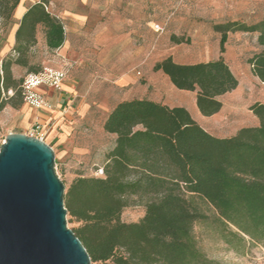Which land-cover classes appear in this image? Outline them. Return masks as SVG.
<instances>
[{
    "label": "trees",
    "instance_id": "16d2710c",
    "mask_svg": "<svg viewBox=\"0 0 264 264\" xmlns=\"http://www.w3.org/2000/svg\"><path fill=\"white\" fill-rule=\"evenodd\" d=\"M19 2L0 0V18L18 25L11 50L1 61L0 78V89L15 92L0 100V107H16L13 99L21 98L11 65L28 72L42 67L30 61L37 31L49 48L65 39L64 24L47 10L48 0L25 5L15 21ZM214 30L220 34L215 58L179 63L167 56L152 66L177 89L195 91L203 116L218 112L219 96L238 84L224 59L229 33L256 36L258 50L247 63L264 82V18L252 23L228 20ZM249 110L257 124L218 136L180 105L138 97L112 104L100 123L113 138L103 153L102 174L78 175L64 184V207L78 223L72 230L91 264H221L199 248L193 232L197 222L209 219L201 203L213 210L220 238L234 250L245 238L264 242V103L255 102ZM129 196H138L144 207L134 222L121 220Z\"/></svg>",
    "mask_w": 264,
    "mask_h": 264
},
{
    "label": "rangeland",
    "instance_id": "374dc122",
    "mask_svg": "<svg viewBox=\"0 0 264 264\" xmlns=\"http://www.w3.org/2000/svg\"><path fill=\"white\" fill-rule=\"evenodd\" d=\"M71 3L75 4L76 0ZM89 13L84 26L76 27L73 44L77 53L71 54V59L78 63L72 64L66 79L74 89L68 107L74 110L71 115L75 120L70 140L78 150L62 158L54 151L55 171L65 185L78 175L100 176L97 169L102 166L103 153L113 142L112 136L100 129L101 113L122 97L111 80L123 74L136 78L146 94L157 101L185 107L214 135L230 136L241 126L257 124L249 106L264 103V82L253 75L247 63L248 57L258 50L253 34H228L224 59L238 84L219 96L222 106L214 116L200 114L195 91L177 89L152 66L167 56L179 63L215 58L220 34L214 25L228 20L246 23L260 20L264 18V0H95ZM153 23L164 25L163 31H154ZM11 26L0 18V78L1 61L11 50L7 46ZM47 58L51 59V65L59 62L58 57H51L39 46L30 50L32 63L42 66L41 62ZM11 72L19 90L22 78L29 72L14 64ZM12 95L0 89V100ZM80 99L87 104L83 116L76 111ZM13 102L19 105L5 103L0 107V144L8 133L29 135L34 122L29 118L30 107L20 97H15ZM142 203L138 196H129L121 220H139L144 213ZM201 207L209 219L197 222L193 232L199 248L209 258L221 264H264V242L253 243L245 238L239 250H234L220 238L213 210L202 203ZM66 222L71 229L78 226L67 214Z\"/></svg>",
    "mask_w": 264,
    "mask_h": 264
},
{
    "label": "water",
    "instance_id": "95a60500",
    "mask_svg": "<svg viewBox=\"0 0 264 264\" xmlns=\"http://www.w3.org/2000/svg\"><path fill=\"white\" fill-rule=\"evenodd\" d=\"M53 148L24 133L0 144V264H91L67 226Z\"/></svg>",
    "mask_w": 264,
    "mask_h": 264
},
{
    "label": "crops",
    "instance_id": "0c3cea01",
    "mask_svg": "<svg viewBox=\"0 0 264 264\" xmlns=\"http://www.w3.org/2000/svg\"><path fill=\"white\" fill-rule=\"evenodd\" d=\"M38 1L39 0H20L19 4L15 8L13 15L15 21L20 19L21 15L25 11V5ZM72 1L73 0H48L46 6L47 10H49L50 12L54 13L57 17H59L64 24L65 39L62 45L57 48L47 47L42 32L38 30L36 33V43L30 49L33 50L37 46H39L46 53H49L51 57H58L59 59L58 64L56 65L49 64V61L51 59L47 58V60H43L41 62L42 66L47 65L54 68H60L62 66L67 65V74L72 64L78 63V60L72 61L71 59V54L77 53V51L75 50V45L73 44V37L76 35V27L79 26L82 28L84 26V24L86 23V21L89 19L90 16L89 13L90 7L95 6V0H76L75 4L71 3ZM17 26L18 25L16 23L12 24L11 26V30L7 37L8 47L9 45L12 47L14 43V33ZM254 37L256 38L255 35ZM67 74L62 83L61 90L55 91L53 89H46L45 99L51 104L50 108L47 107H43L40 109H35L31 107L29 108L30 109L29 118L32 121L38 120L39 123L41 124V129L44 132L43 140L53 148V150L56 152V156L59 155L61 158L65 156V154H67L68 152L78 150L77 148L72 147V143L70 140V132L73 130V122L75 120L71 115L74 110L73 109L69 110L68 107L70 104L69 98L71 96V92H73L74 89H73V85L66 81ZM136 82H137L136 78L126 74L117 76L113 80H111V83L115 85V87L121 93L120 96H122L116 99L112 104H114L119 100L133 98V97L149 98L152 100H156L154 97L147 95L146 92L144 91L145 89H143L142 86ZM139 86H141V88ZM79 101L80 102L79 105L77 106L76 111L77 113L81 114V116H83L86 113L87 104H85L81 99ZM112 104L109 107H107L105 111L101 113L102 118L105 116L106 112L109 110ZM214 114L210 116H214ZM100 129L102 130L101 125H100Z\"/></svg>",
    "mask_w": 264,
    "mask_h": 264
},
{
    "label": "built area",
    "instance_id": "2783aa9c",
    "mask_svg": "<svg viewBox=\"0 0 264 264\" xmlns=\"http://www.w3.org/2000/svg\"><path fill=\"white\" fill-rule=\"evenodd\" d=\"M152 27L154 31L162 32L164 25L153 23ZM66 74L67 65L60 68L44 65L36 72L27 73L22 78V81L19 85L20 95L23 103L35 109H40L43 107L50 108L51 104L45 99L46 89H53L55 91L61 90ZM7 92L9 95L13 94L11 89H9ZM29 135L43 140L44 132L42 131L41 124L38 120H35L32 123ZM97 173L101 175L102 169L98 168Z\"/></svg>",
    "mask_w": 264,
    "mask_h": 264
}]
</instances>
